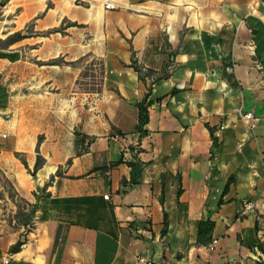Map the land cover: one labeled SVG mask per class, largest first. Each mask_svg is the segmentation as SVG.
<instances>
[{
  "label": "crops",
  "instance_id": "crops-1",
  "mask_svg": "<svg viewBox=\"0 0 264 264\" xmlns=\"http://www.w3.org/2000/svg\"><path fill=\"white\" fill-rule=\"evenodd\" d=\"M112 1L115 9L103 0L5 4L24 37L0 49V255L10 264L264 262V0ZM64 19L80 26L47 33ZM58 57L102 60L92 77L101 92L77 88L80 63H46ZM134 60L166 74L148 98ZM39 151L46 162L33 175ZM131 161L143 165L137 184ZM66 164L51 195L40 194ZM246 200L254 212L244 213ZM35 204L28 225L15 219ZM208 217L213 250L196 244Z\"/></svg>",
  "mask_w": 264,
  "mask_h": 264
},
{
  "label": "trees",
  "instance_id": "trees-1",
  "mask_svg": "<svg viewBox=\"0 0 264 264\" xmlns=\"http://www.w3.org/2000/svg\"><path fill=\"white\" fill-rule=\"evenodd\" d=\"M6 1L8 2L9 0H6ZM2 5H4V4H2ZM31 25H32V23H30L27 26V33L28 34L32 33V31L30 30ZM71 26H80V24L77 22H73L71 20H68V19H64L60 26L53 28L52 30L48 31L47 33H49V32H52V33L53 32H61L62 34H65L66 29L68 27H71ZM23 37L24 36H23V34H21V32L16 31V32H13L12 34L8 35L4 39L0 38V49H7L10 45L20 42V40H22ZM101 62H102L101 63V69H102L103 61L101 60ZM42 63H44V62H42ZM46 63H49V64H62V63L74 64V62L65 61L64 58H62V57H58V58L49 60ZM131 66L138 73L141 81L148 84V93L146 94L147 98L149 97V95L152 91V85H153L154 81L160 79L161 77L166 76V74H162V75L160 74L159 75V74H157L156 71H154L152 69L145 68L143 65H141L138 62V60H134L131 63ZM88 91H90V90H88ZM97 91L101 92V88L98 89ZM140 113H141L140 123L137 125V129L144 135V134L148 133V130L144 129L143 126L146 125L149 121V111H148L147 107L144 106L143 104L140 105ZM91 141H92V138L88 137L85 140L86 145H87V142L90 143ZM87 147H88V145H87ZM15 155L22 161V163L25 165V167L29 171H31L25 156L19 152H16ZM45 162H46V159L41 155V153L39 151L37 154V159H36L34 169L39 170L45 164ZM128 164L132 168V170H131V182L130 183L131 184L139 183V180L136 178V171H142L143 165L139 164L138 162H134V161L128 162ZM66 167H67V164L66 165H60L58 170L50 176V179L43 186V190H44L43 196H50L51 195V193L47 191L48 187L53 184V182L55 181L57 176H61L64 173ZM122 184L126 186V185H128V182L126 180H123ZM227 188H228V184L225 187V191L227 190ZM123 192H124V190H123ZM181 193H182V190L179 189L178 195L180 196ZM37 195H39V193H37ZM36 209H37V206L35 204V205H32V208H31V210H29V212H27V213L21 212V216L23 215L22 216L23 219L21 220V222L24 225H28L30 223V221L33 219V217L36 213ZM168 230H169V216H168V214H165L164 226H163V229L161 231V235H166ZM214 230H215V221L211 220L210 217L206 218L205 220H201L198 223V227H197L196 244L197 245H209L214 240V238H213ZM24 242H25L24 238H21L17 243H15L10 248V250L12 252L19 251L21 249L22 245L24 244ZM258 247L264 253V243L259 242ZM258 264H264V262H260Z\"/></svg>",
  "mask_w": 264,
  "mask_h": 264
},
{
  "label": "rangeland",
  "instance_id": "rangeland-1",
  "mask_svg": "<svg viewBox=\"0 0 264 264\" xmlns=\"http://www.w3.org/2000/svg\"><path fill=\"white\" fill-rule=\"evenodd\" d=\"M5 9H7L5 4L2 5V3H0V38H3L4 35L15 30V26H16L12 23L7 22L5 15H3L5 12ZM32 28H33V25L30 26L31 31H33ZM13 32H16V31H13ZM19 44L21 43H16V44H13L12 46H17ZM14 48H17V47H14ZM83 60L84 59L81 58L76 61H71V62H74V64L80 63L79 66L73 65L74 67L81 69L80 75L76 82V86L78 89H83L85 92L96 93L98 92L97 90L101 88V85L96 83L94 80H92L93 79L92 77L94 75L95 78H100L102 62L99 59H91L89 57H86L85 60L84 61ZM5 187L9 190L10 194H14V186L12 185L11 181H8V184ZM17 203H19L20 205L24 204L23 202L21 204V201H18ZM7 214H8V217L6 218H8L9 220L14 219V217H12L11 212H7ZM15 219L17 221L18 219L21 220L22 216L18 218L16 215Z\"/></svg>",
  "mask_w": 264,
  "mask_h": 264
},
{
  "label": "built area",
  "instance_id": "built-area-1",
  "mask_svg": "<svg viewBox=\"0 0 264 264\" xmlns=\"http://www.w3.org/2000/svg\"><path fill=\"white\" fill-rule=\"evenodd\" d=\"M0 3L1 0H0ZM103 3H104V6L107 8V9H115L117 6L116 4L112 1V0H103ZM242 118L243 120L249 124L251 126V128H255L256 127V123L255 122H252V120L254 119V113L253 112H246L242 115ZM114 139L115 140H120L122 139V136L120 134H115L114 135ZM106 198L109 197L108 194L105 195ZM257 207V203L252 201V200H246L244 202V213H251V212H254L255 209ZM218 242V239H214L207 247L209 250H213L215 248V245L217 244ZM11 254L8 253V252H5V253H2L0 255V264H10L11 263ZM139 259L141 261H145V259L143 257H139ZM147 264H157L153 261H147ZM161 264H165L164 262L161 263Z\"/></svg>",
  "mask_w": 264,
  "mask_h": 264
},
{
  "label": "water",
  "instance_id": "water-1",
  "mask_svg": "<svg viewBox=\"0 0 264 264\" xmlns=\"http://www.w3.org/2000/svg\"><path fill=\"white\" fill-rule=\"evenodd\" d=\"M1 2H2V4H6V3H7L6 0H1ZM134 103H136V102H134ZM32 174L35 175V174H36V170H34V171L32 172ZM39 192H40V194H43L44 190H43V187H42V186L39 187Z\"/></svg>",
  "mask_w": 264,
  "mask_h": 264
}]
</instances>
